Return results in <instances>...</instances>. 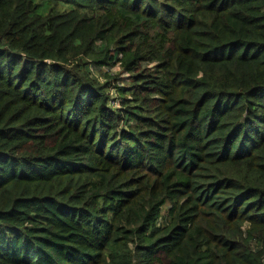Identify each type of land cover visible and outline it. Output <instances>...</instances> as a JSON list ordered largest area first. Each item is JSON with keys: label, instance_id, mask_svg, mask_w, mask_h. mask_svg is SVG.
Masks as SVG:
<instances>
[{"label": "trees", "instance_id": "obj_1", "mask_svg": "<svg viewBox=\"0 0 264 264\" xmlns=\"http://www.w3.org/2000/svg\"><path fill=\"white\" fill-rule=\"evenodd\" d=\"M0 264H264V0H0Z\"/></svg>", "mask_w": 264, "mask_h": 264}, {"label": "rangeland", "instance_id": "obj_2", "mask_svg": "<svg viewBox=\"0 0 264 264\" xmlns=\"http://www.w3.org/2000/svg\"><path fill=\"white\" fill-rule=\"evenodd\" d=\"M118 71V70H115V72Z\"/></svg>", "mask_w": 264, "mask_h": 264}]
</instances>
